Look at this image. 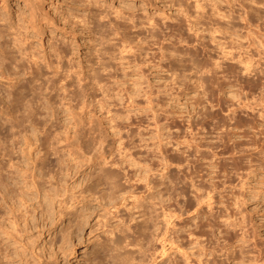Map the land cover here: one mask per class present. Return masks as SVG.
<instances>
[{"label":"rangeland","instance_id":"374dc122","mask_svg":"<svg viewBox=\"0 0 264 264\" xmlns=\"http://www.w3.org/2000/svg\"><path fill=\"white\" fill-rule=\"evenodd\" d=\"M185 1L221 84L174 0H0V264H264V0Z\"/></svg>","mask_w":264,"mask_h":264},{"label":"bare ground","instance_id":"6f19581e","mask_svg":"<svg viewBox=\"0 0 264 264\" xmlns=\"http://www.w3.org/2000/svg\"><path fill=\"white\" fill-rule=\"evenodd\" d=\"M12 1L14 2V0H12ZM172 1H173V0H172ZM174 1L177 3V5H179V6H178L179 8L182 7V6H184V5H182V3H183L185 0H184V1H182V0H174ZM228 1H229V0H228ZM231 1H232V0H231ZM194 2H195V3H194V6L199 7V8H204V7H205V4H206V3H205V4H204V3L202 4V2H199V0H195ZM226 2H227V0H226ZM238 2H239V0H238ZM185 3H186V4H189V3L186 2V1L184 2V4H185ZM228 3H230V2H228ZM216 4H217L216 2L212 1V4H211V6H210V7H211V10H212V8H213V10L216 9V8H218V7H217L218 5H216ZM181 5H182V6H181ZM189 5H190V4H189ZM206 5H207V4H206ZM209 5H210V4H209ZM242 5H243V4H242ZM212 6H213V7H212ZM178 7H177V8H178ZM185 7H186V6H185ZM206 7H207V6H206ZM206 7H205V10L207 11L210 7H209L208 9H206ZM187 8H188V7H187ZM200 10H201V9H200ZM205 10H204V11H205ZM213 10H212V11H213ZM180 11H181V14H180V15H178L179 13L177 12L178 14H175V16L171 17V19L173 18V20L171 21V22H172V25H173L172 28H174V26H175L174 29L177 30L178 37H179L178 40H179V41L184 40L186 43H190V42H192L193 40H195V42H193V45L195 46V47H194V48H195V50H194L195 52H194V53H196V54L198 55V54L201 52V50H202L205 54H204L203 52H202V53L204 54V56H206V57L203 59L204 62H203V63H200V67L205 66L204 69H203V72H202V73L207 72L208 74H207V75H206V73L203 74V75H206V76H203L202 74H201V75H202L204 78H205V77H206V78L208 77L207 80L204 79V80L207 81V82H208V81L213 82V81H215V80H216L215 82H217V81L219 80V77H221V76H218V75H217V74H219V73H217V70H218V69H216V68H217L216 65H219V64H220V61L217 60L218 58H217V59L215 58L216 60L213 59L214 56L211 55V52H210V51H214V50H213V49L210 50V49H211V48H210L211 46L207 48V43H208V42H205L206 39L203 40V39L206 38L207 36L205 37V36L203 35L204 33L201 32V31L199 30V27H198V26H196V25L198 24V22H199V19H196V18H195V19H194V18L191 19V18H190V17H191V16H190L191 14H190V13H189L190 15L188 14L189 10H188V12H187V11H186V8H180ZM180 11H179V12H180ZM202 11H203V10H202ZM202 11H201V14H203ZM206 11H205V13H206ZM128 12H129V11H128ZM216 12H217V11H216ZM199 13H200V12H199ZM199 13H198V14H199ZM208 13H209V12H208ZM208 13H207V14H208ZM212 13H214V12H212ZM212 13H211V14H212ZM245 13H247V11H246ZM201 14H200V15H201ZM116 15H117V14H116ZM132 15H133V13H132ZM200 15H198V16L200 17ZM212 15H213V14H212ZM202 16H203V15H202ZM207 16H208V15H207ZM207 16H205V17H207ZM209 16H210V14H209ZM217 16H219V15L217 14ZM150 17H153V16H150V15H149V18H150ZM193 17H195V16H193ZM196 17H197V16H196ZM205 17H204V18H205ZM211 17H212V16H211ZM197 18H198V17H197ZM215 18H216V17H215ZM243 18H244V17H243ZM208 19L210 20L211 18L209 17ZM217 19H218V18H217ZM244 19H246V21H248V20H247V19H248L247 17L244 18ZM196 20H198V21H196ZM203 20H204V19H203ZM203 20H202V21H203ZM212 20H213V17H212ZM220 20H221V19H220ZM200 21H201V19H200ZM202 21H201V22H202ZM217 21H219V19H218ZM221 21H222V20H221ZM166 22H167V21H164V20H163L161 23H159L158 21L154 20V18H153L152 21H150L151 24H150V23H149V24L151 25V28H155V27H156V28L158 29V31H162L163 28H167V27H169L168 23H166ZM201 22H200V23H201ZM204 22H205V21H204ZM204 22H203V23H204ZM208 22H210V21H208ZM208 22H207V23H208ZM215 22H216V21H215ZM244 22H245V21H244ZM128 23H129V22H128ZM139 23H141V21H140ZM139 23H137V22L133 19V17H131V25H130V23H129V25H128L127 23H126V24H127L128 27H130V28H134V31L138 34V33H139V30L142 29L141 26H143V25H141V26H140L141 29H138V28H139V27H138V24H139ZM203 23H202V24H203ZM213 23H214V22H213ZM213 23H212V21H211V24H213ZM217 23H218V22H217ZM220 23L222 24V22H220ZM123 24H124V23H123ZM1 25H3V23H2ZM6 25H7V24H6ZM172 25H171V26H172ZM205 25H206V24H205ZM209 25H210V24H209ZM217 25H218V24H217ZM226 25L228 26V24H226ZM245 25H247V22H246ZM206 26L208 27V25H206ZM213 26H214V24H213ZM215 26H216V25H215ZM224 26H225V25H224ZM3 27H4V26H3ZM128 27H126V28H128ZM186 27H187V28H186ZM221 27H222V26H221ZM244 27L246 28V26H244ZM247 27H248V26H247ZM8 28H9V26H8ZM169 28H170V27H169ZM200 28H202V27H200ZM212 28H213V30H211V33H212V32H215V31H217V30H221L218 26H216V27H212ZM212 28H211V29H212ZM218 28H219V29H218ZM157 29H156V30H157ZM185 29L188 30V31H189V30H192L193 33L190 34V33H188ZM246 29H248V28H246ZM246 29H245V30H246ZM131 30H132V29H131ZM12 31H13V30H12ZM141 31H142V30H141ZM10 32H11V31H10ZM14 32H15V31H14ZM14 32H13V33H14ZM218 32H219V31H218ZM246 32H247V31H246ZM248 32H249V31H248ZM140 33H141V32H140ZM140 33H139V34H140ZM152 33H154V32H152ZM211 33L209 32V35H210ZM14 34H15V33H14ZM14 34H13V36H14ZM139 34H138V35H139ZM155 34H157V32H156ZM249 34H250V33L246 34V37H247V35H249ZM23 35H24V34H23ZM138 35H137V36H138ZM151 35H152V34H151ZM249 36H250V35H249ZM251 36H252V35H251ZM14 37H15V36H14ZM133 37H134V36H133ZM210 37H212V35H210ZM246 37H245V38H246ZM25 38H27V37H25ZM134 38H135V37H134ZM164 38H168V37L166 36V37H164ZM250 38H253V37H250ZM255 38H256V37H254L253 40L251 39L254 43H255V41H256V40H254ZM21 39H22V38H21ZM156 39H158V38H156ZM248 39H249V37H248ZM191 40H192V41H191ZM207 40H208V38H207ZM212 40L214 41V38H212ZM212 40L210 39V41H212ZM131 41H132V40H131ZM156 41H157V40H156ZM156 41H155V42H156ZM210 41H209V42H210ZM136 42H137V41H136ZM157 42H158V41H157ZM159 42H160V41H159ZM162 42H163V41H161V43H160L161 45L159 44V46H158V50H160V51H158V52H156V53H159V52H160L159 54H162L161 56L163 57V56L166 55V53H165L164 50H165V47H167V43H168V42H166V43H162ZM173 42H174V41H173ZM253 42H252V43H253ZM121 43H122L124 46L127 45L129 48H131V50H135V49H132V46L134 47L135 45H137V44L135 43V41H134L135 45L132 44V46H131V43H133V42L130 43V40L127 41V40H123V39H122ZM121 43H120V44H121ZM125 43H126V44H125ZM171 43H172V42H171ZM171 43H170V44H171ZM211 43H212V42H211ZM248 43H249V42H248ZM254 43H253V44H254ZM122 44H121V46H122ZM168 44H169V43H168ZM209 44H210V43H209ZM213 45H214V44H212V46H213ZM261 45H262V44H261ZM127 46H126V47H127ZM214 46H215V45H214ZM246 46H247V45H246ZM249 46H250V45H248V47H249ZM122 47H123V46H122ZM136 47H137V46H136ZM248 47H245L246 50L248 49ZM256 47H257V46H256ZM123 48H124V47H123ZM129 48H128V49H129ZM209 48H210V49H209ZM212 48L215 49V47H212ZM199 50H200V52H198ZM246 50H244V51H246ZM244 51H243V52H244ZM247 51H248V50H247ZM247 51H246L245 53H247ZM133 52H134V51H133ZM214 52H215V51H214ZM214 52H213V53H214ZM217 52H218V51H217ZM135 53H136V52H135ZM153 53H154V52H153ZM215 54H217V53H215ZM134 55H135V54H134ZM152 55H153V54H152ZM152 55H151V57H152ZM244 55H245V54H244ZM246 55H247L246 57L243 56V59H244V60H243L242 57H241V60H243L244 63H245V64H244V70L248 71V72H246L245 74L250 75V74H251V71L253 70V71H254V74H256V77L254 78V77H251V76H250V77H249V76H246L245 79H243V80H244V81H247L248 85L251 86L252 88H253V87L256 88L257 86H259V82L261 81L260 79H262L261 75L259 74V75H260V76H259V75L257 74V73H259L261 70L257 72V71H255V69H252L251 66H250L251 63H249V62H251V60H250L251 57H249V56H251V55H249L248 53H247ZM153 56H155V54H154ZM221 57H222V56H221ZM244 57H245L246 59H245ZM262 57H263V56H262ZM159 58H161V57H159ZM159 58H158V59H159ZM163 58H164V57H163ZM159 60H160V59H159ZM220 60H221V59H220ZM263 60H264V59H263ZM33 61H35V60H33ZM222 61H224V60H221V62H222ZM225 62H226V61H225ZM35 63H36V62H35ZM226 63H227V62H226ZM232 63H233V62H232ZM222 64H223V63H222ZM227 64H230V63H227ZM197 65H198V64H197ZM208 65H209V66H208ZM206 66H207V67H206ZM227 66L229 67V65H227ZM236 66H237V65H236ZM236 66H235V62H234V65H231V66H230V69H228V68H227V69L230 70L231 73L235 74V73H238V72H239L237 69H235ZM219 67H221V66H219ZM222 68H223V66H222ZM225 68H226V67H225ZM225 68H223V70H227V69H225ZM223 70H221V72H222ZM239 70H240V69H239ZM227 72H228V71H227ZM227 72H226V73H227ZM240 72H241V71H240ZM56 73H57V72H56ZM224 73H225V71H224ZM241 73H242V72H241ZM262 73H263V72H262ZM68 74H69V73H67V75H68ZM70 74H71V73H70ZM70 74H69V75H70ZM93 74H94V73H93ZM220 74L222 75V73H220ZM228 74H230V73H228ZM228 74H227V75H228ZM54 75H55V74H54ZM67 75H66V76H67ZM71 75H73V74H71ZM94 75H95V74H94ZM227 75H225V76H227ZM262 75H263V74H262ZM14 76H15V75H14ZM225 76H224V77H225ZM228 76H230V75H228ZM0 77H1V76H0ZM198 77L200 78V74H199ZM224 77H223V78H224ZM239 77H241V76H239ZM260 77H261V78H260ZM225 78H226V77H225ZM235 78H238V77H235ZM243 78H244V77H243ZM70 79H71V78H70ZM74 79H75V78H74ZM76 79H77V78H76ZM217 79H218V80H217ZM240 79H241V78H240ZM240 79L238 78V80H240ZM71 80H72V79H71ZM234 80H235V79H234ZM243 80H242V81H243ZM67 81L69 82L70 80L68 79ZM75 81H77V80H75ZM244 81H243V82H244ZM207 82H205V83L207 84ZM210 82H209V83H210ZM219 82H220V84H221L222 81L219 80ZM228 82H229V81H228ZM69 83H70V82H69ZM205 83H204V84H205ZM71 84H72V83H71ZM78 84H79V83H78ZM85 84H87V82L84 83V85H85ZM215 84H216V83H215ZM87 86H88V85H87ZM207 86H208V85H206V87H207ZM210 86H211V83H210ZM213 86H215V85H213ZM217 86L219 87V83H217ZM217 86H216V87H217ZM90 87H92V85H91ZM204 87H205V86H204ZM211 87H212V86H211ZM211 87H210V88H211ZM212 89H213V88H212ZM219 89H220V88H219ZM209 91H210V90H209ZM209 91H208V92H209ZM205 92H206V89H205ZM205 92H204V93H205ZM231 98H232V97H231ZM231 98H229V99H231ZM225 99H226V98H225ZM225 99H224V97H223V99H222L223 102H227V101H226L227 99H226V100H225ZM229 99H228V100H229ZM237 99H239V98L237 97ZM237 99H236V100H237ZM224 100H225V101H224ZM239 100H240V99H239ZM239 100H238V101H239ZM219 101H220L219 105L223 104V102H222L220 99H218V102H219ZM230 101L232 102V100H230ZM198 102H199V100H198ZM239 102H240V101H239ZM239 102H238V104H239ZM228 104H230V103H228ZM241 104H242V102H241ZM248 104H249L248 101H247L246 103H245V101H244L243 106L246 105V107H247ZM226 105H227V104H226ZM229 106H230V105H229ZM238 106H239V105H238ZM238 106H237V107H238ZM243 106H242V107H243ZM225 107H226V106H225ZM237 107L235 106V107H232V108L229 107V108H230L232 111H234L235 109L237 110ZM227 108H228V107H227ZM233 109H234V110H233ZM246 112H247V111H246ZM248 113H249V112H247L246 115H247ZM232 115H234V113H232ZM247 116H248V115H247ZM247 116H246V117H247ZM233 117H234V116H233ZM233 117L231 116L230 119L233 118ZM165 118H167V117H165ZM246 119H247V118H246ZM171 121H173V120H171ZM171 121H170V123H171ZM246 122H247V121H246ZM166 123H167V122H166ZM84 124H85V123H84ZM84 124H83V126H84ZM167 124L170 126L169 123H167ZM85 125H86V124H85ZM192 126H193V125H192ZM86 127H89V126L86 125ZM86 127H85V128H86ZM90 127H91V126H90ZM90 127H89V128H90ZM82 128H83V127H82ZM85 128H84V129H85ZM193 128H194V127H193ZM195 128H196V127H195ZM196 129L198 130L199 128H196ZM86 130H88V128H87ZM192 130H193V129H191V128L188 130V132L191 133V134H190L191 136L195 134V132H193ZM198 131H199V130H198ZM198 131H197V132H198ZM83 132H85V130H84ZM86 132L89 133V131H86ZM88 133H87V134H88ZM169 133H170V132H169ZM224 133H225V135H226V132H225V131H224ZM87 134L83 133V134H81V135H83V136L86 135V138H87ZM188 135H189V134H188ZM223 136H224V135H218L219 139L223 138ZM193 137H195V136H193ZM191 138H192V137H191ZM84 139H85V138H84ZM87 139H89V138H87ZM87 139H86V140H83V141L86 143V142H88ZM169 141H170V140H169ZM180 141H181V139H180ZM180 141H179L178 144L181 145V146H183V147H185V148H183V149H180V148H182V147L176 149V150H178V151H179V149H180V151H179L180 153H181V150H182L183 153L181 154V156L184 155L185 152H187V154H185V156L190 155V154H192L193 152H194L195 154H197V155H198V153H199V155H200V154H203V151H202L203 148L200 149L201 146H200V148H199V146H198V145H201V144H199L200 142H197V143H196L195 140H194V141H192V139L187 140L186 138H185L184 140H182V142H180ZM172 142H173V141H172ZM175 142H176V141H175ZM177 142H178V141H177ZM176 146H177V143H176ZM223 146H224V145H223ZM159 148H160V147H159ZM189 148H190V149H189ZM223 148H224V147H223ZM166 150H167V149H166ZM176 150H175V151H176ZM160 151H162V150H160ZM204 151H205V150H204ZM212 151H213V150H212ZM212 151H211L210 154H212ZM197 152H198V153H197ZM160 153H161V152H160ZM176 153H177V152H176ZM194 153H193V154H194ZM207 153L209 154L208 151H207ZM207 153H205V154H207ZM213 153H214V152H213ZM177 155H179V154H177ZM177 155H176V156H177ZM197 155H196V157H197ZM200 156H201V155H200ZM207 156H208V155H207ZM175 158H176V157H175ZM181 158H182V157H181ZM178 159H180V158L178 157ZM184 159H185V158H183V160H184ZM165 160H166V159H165ZM167 160H168V159H167ZM195 160H196V159H195ZM167 162H168V161H165V162H164V164H163L164 167H163V165H162V167H163L162 170H165L164 168H165L166 166L169 165L168 163H169L170 161H169L168 163H167ZM162 163H163V162H162ZM167 164H168V165H167ZM170 164H172V163L170 162ZM211 164H212V162H211ZM160 165H161V164H160ZM212 166H214V165H212ZM209 167H210V166H209ZM220 167H221V166H220ZM166 169H167V168H166ZM202 169H203V166L201 165V163L195 164V165L193 166L192 173H194V175H199V176H201L202 174H198V173H199ZM218 169H219V171H220L219 166H218Z\"/></svg>","mask_w":264,"mask_h":264}]
</instances>
